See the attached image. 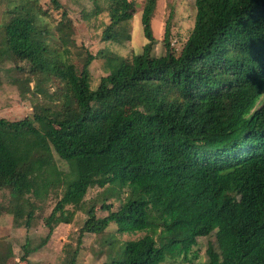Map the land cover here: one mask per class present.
<instances>
[{
    "label": "trees",
    "instance_id": "16d2710c",
    "mask_svg": "<svg viewBox=\"0 0 264 264\" xmlns=\"http://www.w3.org/2000/svg\"><path fill=\"white\" fill-rule=\"evenodd\" d=\"M107 2L102 39L123 45L138 14L146 41L128 55L104 53L115 68L92 84L95 55L70 61L58 49L76 44L65 37L60 0H0V40L24 74L13 83L47 99L22 118H0L1 207L26 230L36 219L47 228L38 245L26 238L20 258L27 264L54 225L71 222L90 186L116 182L127 187L125 201L87 210L69 264L86 233L135 230L145 234L123 242L121 259L100 264H165L183 257L188 241L203 246L197 264H264V0H193L179 52L166 17L158 55L159 0ZM49 8L62 9L55 23ZM56 157L71 173L56 170ZM48 199L54 205L42 215ZM12 253L0 248V264Z\"/></svg>",
    "mask_w": 264,
    "mask_h": 264
},
{
    "label": "rangeland",
    "instance_id": "374dc122",
    "mask_svg": "<svg viewBox=\"0 0 264 264\" xmlns=\"http://www.w3.org/2000/svg\"><path fill=\"white\" fill-rule=\"evenodd\" d=\"M68 13V26L65 28V37L75 41V45L64 44L58 49L62 57L66 60L76 61L81 58L86 51L95 55V59L90 65L92 84H96L99 77L105 72L115 68L114 63L106 65L104 53H117L128 55L137 51L146 39L143 35L142 25L139 15H135L130 21V40L123 45L102 39L101 34L105 24L109 22L113 6L107 0H101V9L98 10L92 0H60ZM62 10V9H61ZM61 10L55 11L49 8L52 14V22L60 17ZM6 7L0 5V38L2 36V26L6 19ZM193 0H159L157 12L153 19L152 28L156 37L154 47L155 54L164 53L163 34L166 24V17H169L171 28V43L176 52H179L182 43L187 38L194 21ZM177 40V41H176ZM131 51V52H130ZM99 52L101 54L99 55ZM103 52V53H102ZM103 55V56H101ZM12 55L6 50L5 44L0 40V118L15 119L22 118L31 112L34 103H44L46 98L42 94L30 92L28 90L22 95L20 87L26 83L18 82V86L13 83L14 77H22L12 64ZM110 61V60H109ZM33 87V81L29 82ZM0 156H5L7 150L0 148ZM54 167L66 173H71L70 164L67 161L54 159ZM115 187L111 189L108 188ZM117 188V190H116ZM44 193V191H41ZM51 192V190H50ZM108 194L107 199L105 195ZM112 195V196H111ZM127 196V187L120 184L107 183L90 186L79 202L75 206V213L70 223H59L54 225L53 232L48 240L29 254L27 264H69L70 258L78 246V230L86 217L87 210L96 205L111 203L113 208L120 206ZM55 200H49L45 204L42 215H47L54 205ZM8 204V193L6 189L0 190V248L10 245L12 256L4 264H24L20 258L22 254L21 246L28 239L29 246L38 245L46 236L47 228L43 221L36 219L30 229L25 228L24 220L15 222L13 215L5 211L1 206ZM73 209V207H71ZM38 213H40L38 211ZM37 213V214H38ZM104 213V212H102ZM112 224L109 226V228ZM113 230V227L111 228ZM145 231H105L104 233H86L82 243L78 248V254L74 264H100L110 258L121 259L124 251V241L142 237ZM112 235L116 238L114 239ZM157 237V235H156ZM203 246L194 241L184 243L183 257L170 258L165 264H197L203 260ZM197 255V256H196Z\"/></svg>",
    "mask_w": 264,
    "mask_h": 264
}]
</instances>
